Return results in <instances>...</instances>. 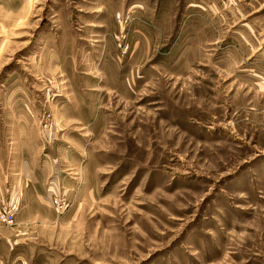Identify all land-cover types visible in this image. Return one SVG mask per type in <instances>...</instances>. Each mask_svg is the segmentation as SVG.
I'll return each instance as SVG.
<instances>
[{"label":"rangeland","instance_id":"374dc122","mask_svg":"<svg viewBox=\"0 0 264 264\" xmlns=\"http://www.w3.org/2000/svg\"><path fill=\"white\" fill-rule=\"evenodd\" d=\"M16 196L77 264H264V0H0Z\"/></svg>","mask_w":264,"mask_h":264},{"label":"crops","instance_id":"0c3cea01","mask_svg":"<svg viewBox=\"0 0 264 264\" xmlns=\"http://www.w3.org/2000/svg\"><path fill=\"white\" fill-rule=\"evenodd\" d=\"M30 204L24 200L20 214L29 210ZM36 217L22 219L12 228L0 226V264H77L72 253L45 247L39 232L41 218ZM23 226L32 229L31 237L24 236L23 229L20 230Z\"/></svg>","mask_w":264,"mask_h":264},{"label":"built area","instance_id":"2783aa9c","mask_svg":"<svg viewBox=\"0 0 264 264\" xmlns=\"http://www.w3.org/2000/svg\"><path fill=\"white\" fill-rule=\"evenodd\" d=\"M19 196L13 199L10 204L6 203L0 209V224L5 227H12L16 223V215L20 212ZM56 210H65L68 203L63 200L55 199L53 202Z\"/></svg>","mask_w":264,"mask_h":264}]
</instances>
